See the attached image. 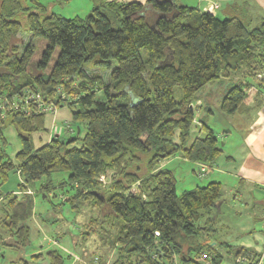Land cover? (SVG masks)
Wrapping results in <instances>:
<instances>
[{
    "label": "trees",
    "instance_id": "trees-1",
    "mask_svg": "<svg viewBox=\"0 0 264 264\" xmlns=\"http://www.w3.org/2000/svg\"><path fill=\"white\" fill-rule=\"evenodd\" d=\"M91 1L86 16L68 18L46 13L37 0L34 7L0 0V186L10 172L21 178L20 195L0 192V247L29 242L33 194L55 197L58 187L64 197L73 191L62 202L76 212L91 208L84 233L115 251L110 264H243L244 258L258 264V253L218 234L220 183L176 194L174 173L160 162L179 155L211 166L220 156L213 129L203 118L195 124L194 103L207 83L236 76L219 105L229 115L246 99V88H264L257 78L264 71V19L253 26L173 0ZM21 31L47 40L33 71L34 45L20 44ZM55 46L59 52L45 76ZM63 104L71 110L72 131L64 126L66 135L53 132L34 147L32 134L46 130L44 107ZM9 126L21 144L13 159L4 135ZM59 171L67 179L51 178ZM47 254L51 264L62 263L58 250Z\"/></svg>",
    "mask_w": 264,
    "mask_h": 264
},
{
    "label": "rangeland",
    "instance_id": "rangeland-1",
    "mask_svg": "<svg viewBox=\"0 0 264 264\" xmlns=\"http://www.w3.org/2000/svg\"><path fill=\"white\" fill-rule=\"evenodd\" d=\"M22 1L25 5L34 7V0ZM37 1L45 6L46 13L53 12L68 18L74 16H86L93 5L91 0ZM141 1L143 0H140V2ZM248 10H250V8H248ZM217 16L219 18H225V16L221 15L220 13ZM239 17L244 19L242 15ZM263 17L264 12L261 11L259 14H253V26ZM17 36L22 39V43H20L21 45H25L29 41H31L34 45L31 64L28 65V70L33 71V64H35L37 60L41 59V53L45 49L47 40L44 37L30 38V34L25 31H21ZM58 52L59 47L55 46L46 66L43 68V74L45 76L49 73L53 63L55 62ZM141 53L143 56L145 52L142 50ZM90 72L91 71H89V73ZM109 73L110 70L101 72L104 81H108ZM236 78L237 77L233 76L230 78H220L207 83L199 90L201 99L206 102V106L204 107L206 110H204L203 107L200 108L199 111L195 110V117L199 118L202 116V114H207L208 108L211 109L214 114L210 116L208 115V119L205 121L209 122V124L212 125L216 131H221L224 128L223 123L225 122V117H228V115L220 110V101L227 92L228 88H230L232 82H236ZM175 96L179 97L178 90L175 91ZM195 105H197V102H195ZM65 120H69L72 124L71 110L66 104L56 106L55 111L53 110L46 112L44 123L46 130L37 131L32 134L34 147H38L46 142L49 130L50 132H53L54 126L57 127L58 132L60 131L62 135H66L67 131L64 129L63 124ZM72 126L75 128L74 125ZM50 127L51 129H49ZM82 128L83 127L81 126V129ZM4 135L8 141V154L13 159L14 154L18 149H20V141L13 126L7 127L4 130ZM220 143H223V141L221 140ZM160 167L168 168L174 173L176 194H180L183 190L190 189L195 186H202L209 182V177H201L198 175L193 162L184 160L179 155L162 160L160 162ZM193 170H195V172ZM67 176V171H59L53 173L51 178L55 181H58L60 179H67ZM44 179L45 178L35 181L33 185L30 186L31 189L34 192L37 191ZM17 184L18 181L16 180L15 172H10L8 180L0 186V192L2 194H7L10 192V190L18 189ZM225 188L227 187L225 186ZM53 192L56 194V196L54 197L52 193H49L48 198H45L44 194L37 192L34 193L33 215L28 221L30 226L29 242L20 249L0 247V264H6L8 261H10L8 264H20L22 263L21 261L20 263L16 261L20 260L21 258H23L25 261H28L29 264H51V260L47 254V251L52 249L58 250L62 256L63 260L61 264H91L93 261H95V257L103 258V261L106 264H110L115 257V251L113 249H108L107 246L105 248L100 247L94 236L91 235L92 237H87L88 235L84 233L86 230L84 224L89 217L91 208L88 205H83V210L81 209L80 211L76 212L75 209L71 207L69 202H62L65 197L70 195L73 191L66 193L65 197L63 195L64 192H62L58 187L54 188ZM226 195H228V191H226ZM240 199L242 200V198ZM242 209H244L242 201H239L236 205L231 207L232 216L228 215V217H230L233 225L231 227L230 233H228V236L225 235L224 232H221L217 226H215L217 228L218 234L222 235L223 240L229 242L231 240L230 236L238 232L237 227H235L236 215L234 211ZM82 237L87 238L83 240ZM220 250L222 252H226L225 248ZM34 254H38V257H33L32 255ZM2 255L4 258L1 257ZM223 264H227V261H224Z\"/></svg>",
    "mask_w": 264,
    "mask_h": 264
},
{
    "label": "crops",
    "instance_id": "crops-1",
    "mask_svg": "<svg viewBox=\"0 0 264 264\" xmlns=\"http://www.w3.org/2000/svg\"><path fill=\"white\" fill-rule=\"evenodd\" d=\"M144 1L145 0L141 2ZM174 2L197 7L202 11H208L216 16L219 13L225 17L236 14L239 16L242 15L244 20L249 21L252 25L253 14H259L260 11L264 12V0H178ZM248 8H250V10H248ZM262 19H264V17ZM263 90L264 88L256 86L255 84L246 88V99L237 111L225 117V122L223 123L224 128L221 131H216L214 127L206 121L217 135L221 154L211 166H206V172L201 176L209 177V181L220 183L223 195L216 203V226L227 236L233 225L230 217H228V215L232 216L231 207L236 205L239 201H242L244 209L234 211L236 215L235 227H237L238 232L230 236L231 240L228 243L254 250L255 253L259 254L258 264L264 263ZM195 102H197L196 110L198 111L200 108L206 106V102L201 99L199 93L198 99ZM204 110H206V108H204ZM213 114V111L208 108L207 114H202L199 118L195 117V124L199 123L198 121L200 118L206 120L208 119V115L210 116ZM49 129H51V127ZM196 131L197 128L194 126L192 129V136L196 135ZM50 134L52 133L49 130L46 142L49 140ZM221 140L223 143H220ZM183 159L187 160L185 158ZM193 164L197 171L200 163L193 162ZM195 170L193 171L195 172ZM15 175L18 183L21 182L18 171H15ZM225 186L227 188H225ZM28 191L31 192V190ZM226 191H228V195H226ZM9 193L16 195L21 194L19 189L10 190ZM240 198H242V200ZM220 237H222V235H220ZM1 257L4 258L3 255ZM9 262L10 261L6 264ZM246 262L247 260L245 258L242 259L243 264Z\"/></svg>",
    "mask_w": 264,
    "mask_h": 264
},
{
    "label": "built area",
    "instance_id": "built-area-1",
    "mask_svg": "<svg viewBox=\"0 0 264 264\" xmlns=\"http://www.w3.org/2000/svg\"><path fill=\"white\" fill-rule=\"evenodd\" d=\"M257 78L260 79V80H263V81H264V71L258 73V74H257ZM43 110L52 111V107H50V106H48V107H44ZM63 123H64L65 129H66L67 131H72V127L69 125V123H68L67 120H65ZM53 132H57V127H56V126L53 127ZM53 132H51V133H53ZM206 169H207V167H206L204 164H200V165L198 166V168H197V173H198L200 176H202V175L205 174ZM99 180H100L102 183H105V177H104V175H100ZM28 192H29V191H28Z\"/></svg>",
    "mask_w": 264,
    "mask_h": 264
},
{
    "label": "water",
    "instance_id": "water-1",
    "mask_svg": "<svg viewBox=\"0 0 264 264\" xmlns=\"http://www.w3.org/2000/svg\"><path fill=\"white\" fill-rule=\"evenodd\" d=\"M77 131H78V130H77ZM94 194L99 195L97 192H94ZM100 197H101V196H100ZM213 243H214V242H213ZM213 243H212V244H213Z\"/></svg>",
    "mask_w": 264,
    "mask_h": 264
}]
</instances>
